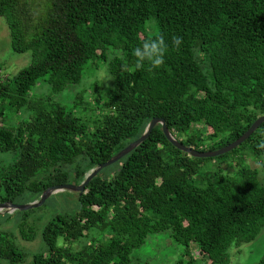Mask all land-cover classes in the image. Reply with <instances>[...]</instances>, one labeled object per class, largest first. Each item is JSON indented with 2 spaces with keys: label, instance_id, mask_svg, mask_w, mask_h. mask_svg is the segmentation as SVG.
Here are the masks:
<instances>
[{
  "label": "trees",
  "instance_id": "obj_1",
  "mask_svg": "<svg viewBox=\"0 0 264 264\" xmlns=\"http://www.w3.org/2000/svg\"><path fill=\"white\" fill-rule=\"evenodd\" d=\"M0 16L11 49L32 56L13 78L0 80V151L12 155L0 163V202L26 203L51 185L78 183L153 117L182 144L208 151L264 114V0H0ZM157 36L168 45L164 62L136 70L132 50ZM90 59L107 62L112 85L102 95L94 85L100 113L88 125L75 111L85 90L70 105L52 95L79 83ZM42 78L50 94L30 96ZM6 109L20 119L6 124ZM237 149L264 155V122L216 157ZM214 158L178 150L155 125L88 182L70 211L41 226L43 246L31 263L144 264L132 263L131 252L149 233L168 230L183 247L175 264H196L200 256L228 264V249L253 241L264 227V183L242 160L236 176L203 169ZM18 231L34 239L33 225ZM25 256L12 233L0 231V264H22ZM253 264H264V254Z\"/></svg>",
  "mask_w": 264,
  "mask_h": 264
},
{
  "label": "rangeland",
  "instance_id": "obj_2",
  "mask_svg": "<svg viewBox=\"0 0 264 264\" xmlns=\"http://www.w3.org/2000/svg\"><path fill=\"white\" fill-rule=\"evenodd\" d=\"M110 48L108 50L111 51ZM110 52L108 53V59ZM32 60L31 52H14L10 46V36L8 27L3 17L0 16V80L5 77L13 78L17 72L23 67L30 64ZM98 85L104 88L112 85V76L107 70V62L98 59H90L84 69V74L79 83L67 85L61 92L53 94L52 97L65 105L72 104L75 93L85 90L82 93V100L79 107L75 109L81 119L90 125L89 120L100 113V109L96 110L97 102L95 98L98 94L94 92L95 86ZM50 94V89L47 83L40 79L31 89L30 96H47ZM96 95V96H95ZM94 109V110H92ZM94 111V112H93ZM5 123L13 124L20 119L19 114H14L8 109L5 110ZM243 157V159H241ZM12 159V155L8 152L0 151V163L7 164ZM242 160L243 166L256 169L259 179L264 183V155L261 157H253L248 151L237 149L235 152L229 153L224 157H216L209 160L203 166L205 170H219L230 176H236L238 171L237 161ZM73 184V183H72ZM76 184V183H74ZM56 193L51 195L43 204L38 207L19 211L12 215H4L0 213V231L12 233L15 243L25 252L26 256L22 264H32V254L39 250L43 245L40 238L41 226L56 212H68L74 207L72 201L75 196L72 194ZM22 225L25 228L29 225L34 226V239L23 240L19 236L18 228ZM93 234L90 233L88 237ZM81 238L79 241L72 244L73 249H79L89 238ZM96 237H99L98 235ZM61 242V240H59ZM183 247L169 235L168 230L149 233L144 243L134 249L130 258L132 263L141 261L144 264H175L181 257ZM229 263L228 264H253L256 263L264 254V227L261 228L255 239L249 243L241 244L240 246H231L228 249ZM196 264H206L204 258L198 257Z\"/></svg>",
  "mask_w": 264,
  "mask_h": 264
},
{
  "label": "water",
  "instance_id": "obj_3",
  "mask_svg": "<svg viewBox=\"0 0 264 264\" xmlns=\"http://www.w3.org/2000/svg\"><path fill=\"white\" fill-rule=\"evenodd\" d=\"M264 122V114L258 116L251 125L235 140L232 142L218 148L215 150H208V151H200L196 150L191 146H186L178 141L173 134L169 131L166 126L165 120L161 117H153L149 120L146 124L143 132L141 135L127 144L124 148L118 151L116 154L111 156L105 162L96 164L93 168L89 169L85 174L81 181L76 184H56L51 185L45 188L38 198L34 199L33 201L26 202V203H13L10 201L0 202V213L3 214H10L14 211H25L35 207L40 206L43 204L51 195L56 193H65V194H72L77 199L82 193L86 191V186L88 182L98 174L102 169L114 164L118 160H120L123 156L129 153L131 150L139 146L144 140L147 139L153 127L157 124L161 125V130L163 135L167 139V141L172 144L178 150L186 153L187 155L194 157V158H214L216 156L225 154L230 152L237 146H239L242 142H244L259 126L261 123Z\"/></svg>",
  "mask_w": 264,
  "mask_h": 264
},
{
  "label": "clouds",
  "instance_id": "obj_4",
  "mask_svg": "<svg viewBox=\"0 0 264 264\" xmlns=\"http://www.w3.org/2000/svg\"><path fill=\"white\" fill-rule=\"evenodd\" d=\"M181 43L180 37H175L172 40L174 46H179ZM168 45L163 37L157 36L142 41V43L132 50V55L135 57L134 68L141 69L145 64L152 68H158L163 62Z\"/></svg>",
  "mask_w": 264,
  "mask_h": 264
}]
</instances>
